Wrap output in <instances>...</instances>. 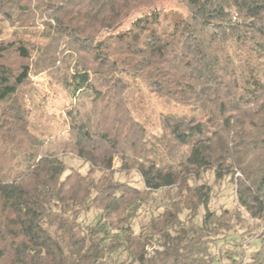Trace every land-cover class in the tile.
<instances>
[{"label":"trees","instance_id":"trees-1","mask_svg":"<svg viewBox=\"0 0 264 264\" xmlns=\"http://www.w3.org/2000/svg\"><path fill=\"white\" fill-rule=\"evenodd\" d=\"M0 20V264H215L214 237L243 215L258 247L227 264H264V0H0ZM40 74L71 102L65 125L37 98ZM137 83L201 116L156 115L163 165L127 103ZM206 172L233 184L234 212L208 210ZM158 191L162 212L134 233Z\"/></svg>","mask_w":264,"mask_h":264},{"label":"rangeland","instance_id":"rangeland-1","mask_svg":"<svg viewBox=\"0 0 264 264\" xmlns=\"http://www.w3.org/2000/svg\"><path fill=\"white\" fill-rule=\"evenodd\" d=\"M156 10L167 11L175 9L185 14L182 7L176 4H159L155 7ZM142 13H134L125 23H123L115 32L126 30L130 23L140 16ZM11 34V28L2 20H0V41L9 38ZM105 35V33L103 34ZM102 35V36H103ZM33 89L37 95L40 104L43 106L48 115L55 118L56 121L64 123L65 125V111L71 106V102L67 94L56 86L46 74H40L31 77ZM132 100L128 99V105L134 111H141L140 113L148 116L149 123L145 124L147 134L149 135V145L152 148L151 160L157 164H165L164 151L162 147V139L160 138V132L158 131L157 121L155 119L157 114L165 116H174L180 119L201 120V116L192 109L182 108L170 102L159 92H156L142 83L132 86ZM81 104H86V101L80 100ZM149 103L150 105H147ZM151 106V107H149ZM143 111V112H142ZM63 162L67 166V173L69 169L79 170L82 174L87 171V166L84 165L78 158L74 156H63ZM114 167L118 168L119 163L115 161ZM116 178L121 181H127L136 188H142L139 177L136 174L125 176L117 173ZM202 182H205L210 187V201L208 203V210L210 212L219 215L223 211L234 212L236 204L234 202V187L228 180L224 179L220 182L214 181L212 173L206 172L202 175ZM164 198V192H155L152 199L142 207L138 216L133 220L132 230L134 233H138L140 227L148 224L152 215L162 212L164 205L166 204ZM205 215V211L200 210L199 216L195 220V225L200 226ZM183 215L181 216V218ZM96 219V212L91 211L87 215L82 216L80 221L83 224H93ZM237 223L233 225V230L229 233V237L222 238V235L214 237L215 245L211 248V252L216 256L215 264H227L226 254L237 252V258L242 255V263L247 262L248 258L254 252L257 247V241L251 237L253 232L249 229L253 226V222L250 219H246V216H239ZM253 238V239H252ZM235 244H240V248H236ZM149 251L151 248L148 249ZM118 257L120 260L124 258L122 253H115L111 258Z\"/></svg>","mask_w":264,"mask_h":264}]
</instances>
